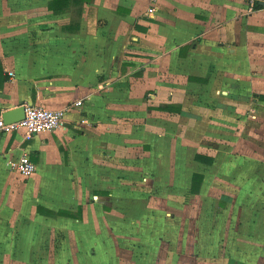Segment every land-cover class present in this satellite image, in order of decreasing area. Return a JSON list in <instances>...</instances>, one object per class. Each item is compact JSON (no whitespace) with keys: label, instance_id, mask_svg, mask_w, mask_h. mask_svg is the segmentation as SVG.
Instances as JSON below:
<instances>
[{"label":"crops","instance_id":"obj_1","mask_svg":"<svg viewBox=\"0 0 264 264\" xmlns=\"http://www.w3.org/2000/svg\"><path fill=\"white\" fill-rule=\"evenodd\" d=\"M136 1L0 0V117L82 100L55 131L0 135V264H264L261 218L242 216L264 207V5L159 0L150 17ZM218 190L196 246L178 196Z\"/></svg>","mask_w":264,"mask_h":264},{"label":"rangeland","instance_id":"obj_2","mask_svg":"<svg viewBox=\"0 0 264 264\" xmlns=\"http://www.w3.org/2000/svg\"><path fill=\"white\" fill-rule=\"evenodd\" d=\"M136 3H137V7L141 8V7H144L147 4V0H137ZM147 27L153 28L151 23H149V25ZM146 33H147V36H143V38L146 39V40H149L150 42H153V29L150 30V31L147 30ZM132 36H137V33L136 32H131L130 33L129 39H130L131 44H133V41H134L132 39ZM128 54L139 55L137 52L128 53ZM223 75L227 77V81L229 83L228 86H230V85L236 86L235 83L237 82V79L236 78H232L234 76L233 74H223ZM229 79H232V83L229 81ZM248 128H252V127H245V129H248ZM218 130H220V129H218ZM231 130H234V128H231ZM218 132L219 131H217V132L215 131V136H216L217 139H218ZM222 133H221V135H223ZM225 138L227 140H229L230 142H225L226 141V140H224ZM222 140H224L222 142L225 144L224 145V149L227 150V151H230L229 152L230 154H232V155H241V156L245 155V153L243 152V151H246L245 148L236 147V145L234 143L235 139H234V132L233 131H230V134H226V136H224L222 138ZM253 148L254 147L251 146V149H253ZM255 150H257V149H255ZM181 152H182L183 156H185V157H187V156L190 157L191 156V151L186 153L187 156L184 154V152H186V151H181ZM222 164L224 166L225 164H228V161L226 160ZM242 167H243V165L239 164L237 166L236 170H239L238 172H240ZM12 179L14 180V177H12ZM229 180L231 182H233L234 180H237V176H232V178L230 177ZM21 183H22V188H21L22 191H19L18 193H25L24 186H26L27 180H21ZM219 191L220 190H218L215 193H211L210 195H204V196L203 195L191 196L190 194L184 195L183 193H180V195L178 196L179 202L184 204L182 207H178V209H177L178 212H177L176 215L178 216V221L181 222L183 217L185 218V220H186V217H193L194 218V220H195V223H194L195 229H194V231L196 232V234L199 237L198 239L196 237V246L198 244L202 243V241H203L202 239L203 238L207 237V234H206L207 232L204 233L205 230L203 231V229L201 228L202 227L201 218L202 217H211V218H213V217H215L218 214L219 208L217 206V201H218V199L220 197ZM229 193L234 195L235 192H234V190H230ZM260 197L261 196H259V198ZM9 198H10V195L8 194V196L5 199L7 201H9ZM24 199H26V198L24 197ZM27 200L30 202V205H31V201L32 200L31 199L30 200L27 199ZM204 200H206L207 203H204ZM25 202H26V200L23 201L24 205H25ZM208 202H209V204H208ZM8 204H10V203L8 202L6 205H8ZM204 204H208V205L203 207ZM6 205H5V207H6ZM20 206H21V204L19 205V207ZM19 207H18V211H17L16 215H18V213L24 214V215L27 214L26 211H24V213H21V210L19 209ZM31 208L32 207L30 206V219L33 218V214L31 213ZM225 209H226V213L228 215H232V214L236 213V210H234V204L233 203H231V205L227 206ZM9 210H10V212H12L11 214H14V212H13V210L11 208H9ZM4 214L7 217H9L11 215V214H8V213H4ZM247 215H248V217H250V220L253 219L254 221H255V218L256 219H258V217L261 218L260 219V225H263L262 229H264V207L263 208L256 207V206L253 207L252 205H248L246 207L244 206L243 210H242V216H246L247 217ZM26 216H28V215H26ZM20 223L16 226V229L18 231L24 230V228L22 227V225ZM208 226L212 228L213 222H211L210 225H208ZM209 227H207V230H208ZM181 230H183V229H181ZM191 230H192V228H191ZM183 231H185V230H183ZM209 240H208V242H210ZM197 241H199L200 243L197 242ZM223 241L224 240H222V242ZM234 241H236V240H234ZM258 241L260 242L261 240L259 239ZM208 242L206 243V245H208ZM222 246H224V245L222 244Z\"/></svg>","mask_w":264,"mask_h":264},{"label":"built area","instance_id":"obj_3","mask_svg":"<svg viewBox=\"0 0 264 264\" xmlns=\"http://www.w3.org/2000/svg\"><path fill=\"white\" fill-rule=\"evenodd\" d=\"M158 2L159 0H148V6L145 11L147 16H154L158 8ZM11 75L14 74L11 73ZM81 104L82 100H77L75 103L59 109H52L43 105L26 104L23 118L7 122L3 117H0V135L19 130H24L30 136L42 132L55 131L63 125L69 108L73 105ZM85 121L86 119H82V122ZM11 168L25 178H29L35 173L37 166L28 154H23L19 159L11 162Z\"/></svg>","mask_w":264,"mask_h":264},{"label":"water","instance_id":"obj_4","mask_svg":"<svg viewBox=\"0 0 264 264\" xmlns=\"http://www.w3.org/2000/svg\"><path fill=\"white\" fill-rule=\"evenodd\" d=\"M261 4L264 5V0H260ZM24 117V106L21 105L18 108L9 110L4 114V120L7 122L17 121Z\"/></svg>","mask_w":264,"mask_h":264},{"label":"trees","instance_id":"obj_5","mask_svg":"<svg viewBox=\"0 0 264 264\" xmlns=\"http://www.w3.org/2000/svg\"><path fill=\"white\" fill-rule=\"evenodd\" d=\"M200 158L202 157V156H199ZM199 158V159H200ZM201 175L200 174H196L195 176H194V181H193V186H192V191H197L198 190V186H199V184H200V181H201Z\"/></svg>","mask_w":264,"mask_h":264}]
</instances>
